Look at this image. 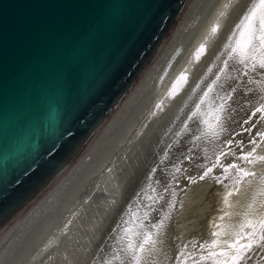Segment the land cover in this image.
<instances>
[{"label":"bare ground","instance_id":"1","mask_svg":"<svg viewBox=\"0 0 264 264\" xmlns=\"http://www.w3.org/2000/svg\"><path fill=\"white\" fill-rule=\"evenodd\" d=\"M258 2L177 1L84 130L0 192V264L252 263L264 250V48L242 21Z\"/></svg>","mask_w":264,"mask_h":264},{"label":"water","instance_id":"2","mask_svg":"<svg viewBox=\"0 0 264 264\" xmlns=\"http://www.w3.org/2000/svg\"><path fill=\"white\" fill-rule=\"evenodd\" d=\"M177 1L0 0V192L84 130ZM240 105L239 112L250 108Z\"/></svg>","mask_w":264,"mask_h":264},{"label":"snow or ice","instance_id":"3","mask_svg":"<svg viewBox=\"0 0 264 264\" xmlns=\"http://www.w3.org/2000/svg\"><path fill=\"white\" fill-rule=\"evenodd\" d=\"M245 22H247V31L250 36L248 44L254 47V45H252V41H259L260 46L264 48V0H259L258 3L253 4V6L249 9L248 14L244 17L242 24ZM211 32L214 34L216 32V28L213 27ZM203 50V47H201L199 52H203ZM260 67L264 68V60L260 62ZM181 79H183V77H181ZM260 110L261 109H257V111ZM261 135H264V133ZM244 159H248V157H244ZM261 159H264V157H261ZM245 175H252V173H245ZM262 227H264V223H262ZM251 246V243H249L247 245H242L241 247L251 248ZM229 247H232V245ZM238 258V256L233 258V264H235V260Z\"/></svg>","mask_w":264,"mask_h":264},{"label":"rangeland","instance_id":"4","mask_svg":"<svg viewBox=\"0 0 264 264\" xmlns=\"http://www.w3.org/2000/svg\"><path fill=\"white\" fill-rule=\"evenodd\" d=\"M264 247V246H263ZM263 249V248H262ZM263 252H264V250L262 251H260V253L259 254H257L255 257H254V259H253V261H252V263L251 264H259V261L260 260H262L263 258H264V254H263Z\"/></svg>","mask_w":264,"mask_h":264}]
</instances>
